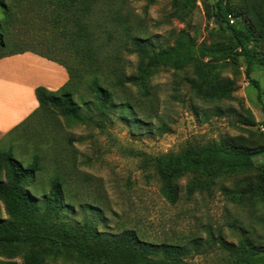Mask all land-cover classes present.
Listing matches in <instances>:
<instances>
[{
	"label": "trees",
	"instance_id": "1",
	"mask_svg": "<svg viewBox=\"0 0 264 264\" xmlns=\"http://www.w3.org/2000/svg\"><path fill=\"white\" fill-rule=\"evenodd\" d=\"M119 1L120 4L117 0H0V60L33 53L64 67L69 77L65 86L55 92L38 87L35 93L39 108L6 136L24 128L36 117L42 119L55 111L71 126H93L101 130L117 110L122 122L133 117L147 121L154 115L150 110L153 112L156 108L148 83L160 70L190 69L193 74L190 87L197 98L229 100L235 82L221 79L219 68L226 63L237 66L243 58L245 76L262 96L259 82L251 75L256 68L264 70V52L258 49L264 42V0L247 1L249 15L255 22L246 20L237 25L230 23L232 11L225 0L213 1L212 17L218 25L217 32L228 35L227 42L208 46L182 30L172 46L160 50L146 39L140 22L127 11L125 0ZM196 6L197 0H172L171 16L185 22ZM16 23L29 27L27 32L37 26L39 33L35 35L40 47L25 48L18 41L17 33L11 32ZM11 44L18 47L9 51L7 47ZM124 52L136 59L134 68L129 66L133 69L131 73ZM82 86L85 92L76 101ZM81 106L85 107V113L80 110ZM93 111L97 113L94 116ZM47 157L37 150L29 165L12 153L0 157V200L9 217L0 220V258L9 259L0 260V264H18L12 261L17 256L22 257L23 264L59 261L64 264L72 261L191 264L187 261L189 248L147 242L135 230L121 234L102 232L94 219H85L82 223L68 220L67 215L74 212V206L67 179L60 171L65 164L63 159H58L60 156H54L56 168L46 186L41 176L53 164L50 163L52 156ZM139 157L141 170L154 173L161 196L171 206L181 199L179 182L182 179L188 178L185 197L191 199L196 193H211L216 180L223 176L258 169L259 184L240 187L235 195L240 204L249 202L255 208L254 227L244 232L238 245L219 237L208 241L207 246L211 249L216 243L224 253L225 258L219 264H264V168H257L255 161L258 157L264 159V149L252 150L239 141L236 145L212 141L204 145L189 143L178 153L159 156L144 153ZM60 166L63 168L59 170ZM88 211L98 212L92 206ZM192 248L199 252L200 239L192 240Z\"/></svg>",
	"mask_w": 264,
	"mask_h": 264
},
{
	"label": "rangeland",
	"instance_id": "2",
	"mask_svg": "<svg viewBox=\"0 0 264 264\" xmlns=\"http://www.w3.org/2000/svg\"><path fill=\"white\" fill-rule=\"evenodd\" d=\"M213 1L197 0L194 12L185 22L172 18V0H125V3L127 11L140 22L146 39L160 50L172 46L182 30L208 46L227 42L228 35L217 32L218 25L212 17ZM247 1L225 0L232 11L229 19L232 25L246 20L255 22L249 15ZM28 28L16 23L11 32L17 33L18 41L24 43L25 48L40 47L35 35L39 28L34 26L27 32ZM262 43L258 49L264 52ZM17 47L11 44L7 50ZM123 55L131 73L133 69L129 66L134 68L136 59L128 57L126 52ZM245 69L243 58L237 66L226 63L219 68L220 78L233 80L235 86L231 99L216 101H204L195 96L189 82L193 78L190 69L184 72L160 70L148 83L151 96L156 100V108L153 112L150 110L154 114L151 119L140 121L133 117L122 122L117 110L101 130L93 126H71L55 111L42 119L36 117L9 136L0 137V157L12 153L17 160L29 165L37 150L52 156V166L41 176L47 186L56 168L54 156H60L58 159H63L65 166L64 169L60 166L59 170L62 169V177L67 179L68 194L74 206V212L67 215L68 220L82 223L85 219H94L102 232L121 234L135 230L147 242L189 248L187 261L191 264L222 263L224 253L216 243L208 248V241L220 237L238 245L244 232L254 227L255 208L249 202L240 204L235 195L240 187L259 184V170L223 176L216 180L211 193H196L191 199L185 197L188 178L182 179L179 182L181 199L171 206L161 196L154 173L141 170L139 155L178 153L189 143L204 145L212 141L228 145L239 141L252 150L264 149V70L256 68L251 75L261 86L260 97L246 78ZM84 90L82 86L76 101ZM80 110L85 113L84 106ZM95 114L93 111V116ZM80 138L85 141L80 142ZM255 161L257 168H264L263 158ZM2 178L6 181L4 174ZM46 188L48 191L49 187ZM89 206L98 212H89ZM8 218L0 200V220ZM194 239H200L199 252L192 248ZM12 261L23 264L21 256Z\"/></svg>",
	"mask_w": 264,
	"mask_h": 264
},
{
	"label": "crops",
	"instance_id": "3",
	"mask_svg": "<svg viewBox=\"0 0 264 264\" xmlns=\"http://www.w3.org/2000/svg\"><path fill=\"white\" fill-rule=\"evenodd\" d=\"M66 69L33 53L0 60V137L25 122L38 108L36 89L65 86Z\"/></svg>",
	"mask_w": 264,
	"mask_h": 264
},
{
	"label": "built area",
	"instance_id": "4",
	"mask_svg": "<svg viewBox=\"0 0 264 264\" xmlns=\"http://www.w3.org/2000/svg\"><path fill=\"white\" fill-rule=\"evenodd\" d=\"M232 22V21H231Z\"/></svg>",
	"mask_w": 264,
	"mask_h": 264
}]
</instances>
